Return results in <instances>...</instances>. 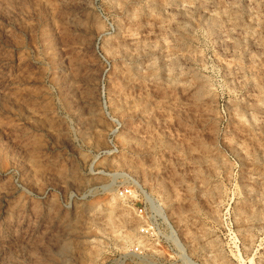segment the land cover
Instances as JSON below:
<instances>
[{"label":"rangeland","instance_id":"374dc122","mask_svg":"<svg viewBox=\"0 0 264 264\" xmlns=\"http://www.w3.org/2000/svg\"><path fill=\"white\" fill-rule=\"evenodd\" d=\"M0 264H264V0H0Z\"/></svg>","mask_w":264,"mask_h":264}]
</instances>
